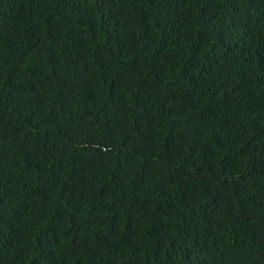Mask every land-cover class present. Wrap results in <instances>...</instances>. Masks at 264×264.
<instances>
[{
    "label": "trees",
    "instance_id": "16d2710c",
    "mask_svg": "<svg viewBox=\"0 0 264 264\" xmlns=\"http://www.w3.org/2000/svg\"><path fill=\"white\" fill-rule=\"evenodd\" d=\"M0 264H264V0H0Z\"/></svg>",
    "mask_w": 264,
    "mask_h": 264
}]
</instances>
